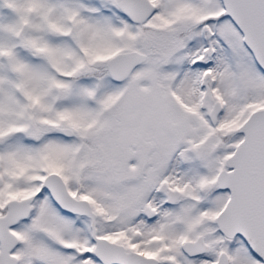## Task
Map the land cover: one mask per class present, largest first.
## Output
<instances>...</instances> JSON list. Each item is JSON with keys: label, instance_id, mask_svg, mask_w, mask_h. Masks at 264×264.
I'll return each instance as SVG.
<instances>
[{"label": "snow or ice", "instance_id": "obj_1", "mask_svg": "<svg viewBox=\"0 0 264 264\" xmlns=\"http://www.w3.org/2000/svg\"><path fill=\"white\" fill-rule=\"evenodd\" d=\"M0 264H264V0H0Z\"/></svg>", "mask_w": 264, "mask_h": 264}]
</instances>
